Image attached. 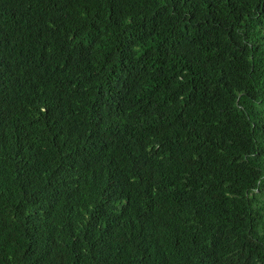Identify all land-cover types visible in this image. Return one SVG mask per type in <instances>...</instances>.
Returning <instances> with one entry per match:
<instances>
[{
    "label": "trees",
    "instance_id": "obj_1",
    "mask_svg": "<svg viewBox=\"0 0 264 264\" xmlns=\"http://www.w3.org/2000/svg\"><path fill=\"white\" fill-rule=\"evenodd\" d=\"M0 264H264V0H0Z\"/></svg>",
    "mask_w": 264,
    "mask_h": 264
}]
</instances>
